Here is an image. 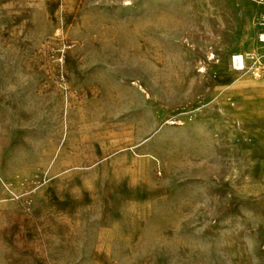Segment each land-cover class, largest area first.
I'll use <instances>...</instances> for the list:
<instances>
[{"label":"rangeland","instance_id":"rangeland-1","mask_svg":"<svg viewBox=\"0 0 264 264\" xmlns=\"http://www.w3.org/2000/svg\"><path fill=\"white\" fill-rule=\"evenodd\" d=\"M263 34L264 0H0V264H264Z\"/></svg>","mask_w":264,"mask_h":264},{"label":"bare ground","instance_id":"bare-ground-1","mask_svg":"<svg viewBox=\"0 0 264 264\" xmlns=\"http://www.w3.org/2000/svg\"><path fill=\"white\" fill-rule=\"evenodd\" d=\"M262 39H264V34L261 36ZM233 63L237 68H242L244 65V59L240 55H235L232 57Z\"/></svg>","mask_w":264,"mask_h":264}]
</instances>
